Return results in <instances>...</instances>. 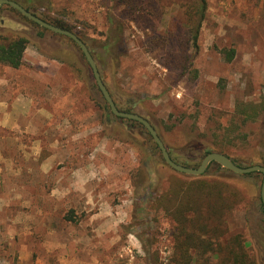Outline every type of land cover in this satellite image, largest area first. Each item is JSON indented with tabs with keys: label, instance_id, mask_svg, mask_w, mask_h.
Wrapping results in <instances>:
<instances>
[{
	"label": "rangeland",
	"instance_id": "1",
	"mask_svg": "<svg viewBox=\"0 0 264 264\" xmlns=\"http://www.w3.org/2000/svg\"><path fill=\"white\" fill-rule=\"evenodd\" d=\"M181 1L162 0L153 30L114 0H47L37 13L83 34L95 57L117 31L121 55L99 62L103 81L122 107L138 106L172 157L200 164L212 142L223 141L235 102L264 95V0H206L196 51ZM18 32L34 34L16 13L1 11L0 42ZM154 33L171 38L167 48L180 62L149 44ZM31 38L19 69L0 64V264H168L176 231L155 200L173 181L193 176L164 163L139 126L98 105L79 52L65 58L55 54L56 37ZM19 96L32 100L28 114L10 112ZM247 132L248 141L226 154L241 167L264 164V126ZM217 165L196 177L238 193L229 235L242 234L264 264L262 175Z\"/></svg>",
	"mask_w": 264,
	"mask_h": 264
},
{
	"label": "trees",
	"instance_id": "2",
	"mask_svg": "<svg viewBox=\"0 0 264 264\" xmlns=\"http://www.w3.org/2000/svg\"><path fill=\"white\" fill-rule=\"evenodd\" d=\"M13 1L46 22L75 33L73 28L65 24L62 20L51 19L48 16L39 15L37 13L38 7L42 5L45 6L47 0ZM114 2L117 7L121 8L123 14L127 13L136 17V21H142L148 28H151L150 24H154L155 20L163 13V7L161 5L162 0H114ZM3 10H10L16 13L21 20L29 23L34 30V34L30 36L25 32H18L7 43L0 42V64L12 69H19L23 65V55L28 44L31 42V37L42 38L45 34L57 38V42H53V45L57 47L55 54L66 58L67 53L73 50L77 53L79 52L82 59L85 60L81 50L71 39L52 33L38 26L10 6H2L0 12ZM179 10L184 19L183 27L186 29V33L189 36V43H191V47L196 51L200 28L206 16V0L181 1ZM135 14L137 16H135ZM116 32L117 31L112 35L111 32L106 35V41L101 53L102 55L100 54L97 57H95L91 49H89L85 36L77 32L75 33L82 39L93 55L99 72H101L98 65L99 62L102 59L104 60L106 56H111V52L112 55H114L113 58L116 63L121 55L119 51L121 42H119V39H116ZM0 39H3V37L0 36ZM170 40L171 38L165 35L158 36L154 33L148 42L151 45H155L157 48H161L164 57H166L169 62L172 64L178 63L180 60L177 58L175 59L174 54L167 48ZM39 47L41 49V46ZM233 56L234 50L226 52L228 61H231ZM115 66H117V64ZM90 75L91 79H93V87L96 91L97 100H99V102L97 101L98 105L112 115L108 104L95 83L92 72ZM104 84L119 110L142 116L139 110H137V105L130 104L122 107L116 100L110 87H108L105 82ZM144 118L148 120L146 117ZM123 120L132 123V125L136 124L139 126L152 142L155 152L161 156L157 145L144 126L135 121ZM251 124L264 126V95H262L258 101L235 102L230 119V126L225 128V130L222 129V126H219V129L225 131L222 135L223 143L213 141V147L202 153V159L211 152L222 153L229 157L225 149L234 147L237 143L244 145L248 141L249 136L247 128ZM152 126L156 130L153 123ZM213 138L219 139V134H213ZM167 151L170 158L182 166L189 168H197L199 166V163H182L172 157L168 148ZM161 159L164 162L162 156ZM231 160L236 164L234 159ZM212 164L217 165L216 163H211L210 165ZM259 165L264 167V164ZM219 168L221 167L219 166ZM190 179L191 180L188 181H173L169 189L155 200V209L163 211L174 222V229L176 231L173 254L168 264H257L254 256L247 250L243 235L240 233L229 235L227 218L234 206L238 204V201L240 202L238 193L226 183L219 181L207 182L197 177H192ZM261 207L264 216V205L262 201Z\"/></svg>",
	"mask_w": 264,
	"mask_h": 264
},
{
	"label": "water",
	"instance_id": "3",
	"mask_svg": "<svg viewBox=\"0 0 264 264\" xmlns=\"http://www.w3.org/2000/svg\"><path fill=\"white\" fill-rule=\"evenodd\" d=\"M4 5L10 6L11 8L15 9L22 16H24L28 20L32 21L33 23L37 24L38 26H40V27L52 32V33L62 35V36H65V37L71 39L79 47L82 54L84 55V58H85L86 62L88 63V65L91 69V72L93 74V78L95 80V83H96L98 89L100 90L104 100L108 104L110 112L112 113V115L115 117H118V118H123L126 120L135 121V122L142 124L146 128L148 133L151 135L155 144L157 145L164 162L171 169H173L174 171H176L178 173L185 174L187 176L196 177V176L202 175L207 170L208 166L211 163H216V164L220 165L222 168H224L228 171H231L235 174L242 175V174H250V173H255V172L261 173L262 174V183H261V187H260V198H261V201L264 205V167L263 166L253 165V166H249V167H241V166L235 164L225 154L218 153V152H211V153L207 154L201 160V162L197 168L185 167V166H182V165L174 162L170 158V155H169L164 143L162 142L160 136L158 135L157 131L154 129V127L150 124V122L148 120H146L145 118H143L142 116H140L138 114H135L132 112L121 111L116 107L108 89L106 88V86L104 84V81L101 77V74L98 71V67H97V64L93 58V55L90 53V51L88 50L85 43L82 41V39L77 34H75L74 32H72L70 30L63 29V28L55 26L51 23L46 22L45 20L41 19L39 16H37L34 13L26 10L20 4H18L17 2H15L13 0H0V8Z\"/></svg>",
	"mask_w": 264,
	"mask_h": 264
},
{
	"label": "crops",
	"instance_id": "4",
	"mask_svg": "<svg viewBox=\"0 0 264 264\" xmlns=\"http://www.w3.org/2000/svg\"><path fill=\"white\" fill-rule=\"evenodd\" d=\"M4 102L5 101H0V111H4V109H5ZM18 102L22 103L21 106H19ZM31 102H32V100L30 98H23V97L19 96L16 98V102L11 104V108H10L11 111L10 112L14 111V114H16L15 111H20L17 114H21V115L28 114L30 111ZM10 114H12V113H10Z\"/></svg>",
	"mask_w": 264,
	"mask_h": 264
},
{
	"label": "flooded vegetation",
	"instance_id": "5",
	"mask_svg": "<svg viewBox=\"0 0 264 264\" xmlns=\"http://www.w3.org/2000/svg\"><path fill=\"white\" fill-rule=\"evenodd\" d=\"M144 118V117H143ZM150 122V124L152 125V122L151 121H149ZM142 125V124H141ZM143 126V125H142ZM145 128V127H144ZM146 129V128H145Z\"/></svg>",
	"mask_w": 264,
	"mask_h": 264
}]
</instances>
